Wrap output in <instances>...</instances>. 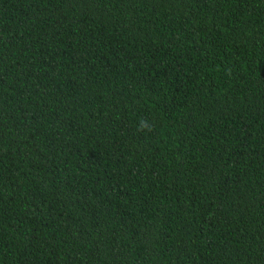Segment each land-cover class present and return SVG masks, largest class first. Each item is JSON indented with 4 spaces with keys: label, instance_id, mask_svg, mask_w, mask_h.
I'll list each match as a JSON object with an SVG mask.
<instances>
[{
    "label": "trees",
    "instance_id": "obj_1",
    "mask_svg": "<svg viewBox=\"0 0 264 264\" xmlns=\"http://www.w3.org/2000/svg\"><path fill=\"white\" fill-rule=\"evenodd\" d=\"M0 264H264V0H0Z\"/></svg>",
    "mask_w": 264,
    "mask_h": 264
},
{
    "label": "clouds",
    "instance_id": "obj_2",
    "mask_svg": "<svg viewBox=\"0 0 264 264\" xmlns=\"http://www.w3.org/2000/svg\"><path fill=\"white\" fill-rule=\"evenodd\" d=\"M147 130L151 131V129H147Z\"/></svg>",
    "mask_w": 264,
    "mask_h": 264
}]
</instances>
